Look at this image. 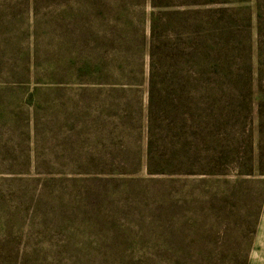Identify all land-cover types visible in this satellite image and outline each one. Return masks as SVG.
Wrapping results in <instances>:
<instances>
[{"label": "rangeland", "instance_id": "obj_1", "mask_svg": "<svg viewBox=\"0 0 264 264\" xmlns=\"http://www.w3.org/2000/svg\"><path fill=\"white\" fill-rule=\"evenodd\" d=\"M188 1L0 0V264H253L264 0ZM187 10L212 17L206 89L188 121L160 114L151 174V18L168 57ZM115 34L143 43L142 85L81 88L93 53L108 77Z\"/></svg>", "mask_w": 264, "mask_h": 264}, {"label": "trees", "instance_id": "obj_2", "mask_svg": "<svg viewBox=\"0 0 264 264\" xmlns=\"http://www.w3.org/2000/svg\"><path fill=\"white\" fill-rule=\"evenodd\" d=\"M230 0H196L185 3L187 7H211L218 4L229 3ZM154 8L161 7L158 0H151ZM166 7H170L166 4ZM191 12L183 15L189 17L185 20L180 32L178 45L171 47V56L163 57L157 44V26L155 12L151 18V40L149 43L150 74L148 79L149 89V124L151 138L149 140V172L151 174H164L163 169H156L153 164L154 128L161 119L160 114H172L170 122H182L187 119L186 110L189 108L187 95L191 90L206 89L207 83V58L209 57L210 37L212 32V17L206 15L210 11L196 12L202 17H191ZM115 39L109 47L111 54L107 56L108 77H103L102 63L93 53L90 62L80 68L81 88H108L125 91L134 90L142 85L139 78L142 57L144 55L143 43L135 36L122 37L115 34ZM148 46V45H147ZM148 48V47H147ZM170 48V49H171ZM169 49V51H170ZM115 57V58H114ZM114 64V65H113ZM208 65V63H207ZM170 119V118H169ZM166 118V120H169Z\"/></svg>", "mask_w": 264, "mask_h": 264}, {"label": "crops", "instance_id": "obj_3", "mask_svg": "<svg viewBox=\"0 0 264 264\" xmlns=\"http://www.w3.org/2000/svg\"><path fill=\"white\" fill-rule=\"evenodd\" d=\"M255 259L253 264H264V215L261 217L255 240Z\"/></svg>", "mask_w": 264, "mask_h": 264}]
</instances>
